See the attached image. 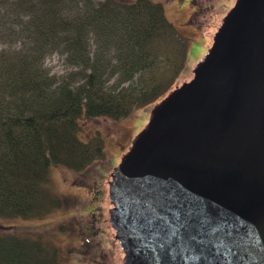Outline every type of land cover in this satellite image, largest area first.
I'll use <instances>...</instances> for the list:
<instances>
[{"label":"water","instance_id":"95a60500","mask_svg":"<svg viewBox=\"0 0 264 264\" xmlns=\"http://www.w3.org/2000/svg\"><path fill=\"white\" fill-rule=\"evenodd\" d=\"M125 264H264V0H237L109 183Z\"/></svg>","mask_w":264,"mask_h":264},{"label":"trees","instance_id":"16d2710c","mask_svg":"<svg viewBox=\"0 0 264 264\" xmlns=\"http://www.w3.org/2000/svg\"><path fill=\"white\" fill-rule=\"evenodd\" d=\"M77 1L80 12L76 0H0V38L21 42L0 51V218L41 219L60 208L51 168L81 173L108 160L102 134L85 138L81 121H118L157 104L186 69L188 42L161 3ZM52 52L77 71L51 76ZM0 264L61 261L52 244L5 229Z\"/></svg>","mask_w":264,"mask_h":264},{"label":"rangeland","instance_id":"374dc122","mask_svg":"<svg viewBox=\"0 0 264 264\" xmlns=\"http://www.w3.org/2000/svg\"><path fill=\"white\" fill-rule=\"evenodd\" d=\"M152 1L163 5L168 20L188 42L187 66L174 88L176 89L194 78L196 66L211 49L215 34L237 0ZM97 3L94 0L95 6ZM74 5L76 12L84 8V4L77 0ZM19 17L20 14L14 24ZM11 25L12 23L10 28ZM14 29L17 30L16 27ZM93 39L92 35L91 43ZM13 42L12 37L0 38V51L10 46L21 47L20 41L17 44ZM44 66L51 76L59 80L77 71L67 64L66 55L60 52L50 53ZM155 105L138 109L118 121L106 118L83 119L82 135L87 138L100 132L105 139L108 160L81 173L51 168L52 188L62 200V206L41 219L0 218V230L32 235L35 239L52 244L59 250L61 264H125V254L111 225L113 205L109 196V183L135 137L148 125Z\"/></svg>","mask_w":264,"mask_h":264},{"label":"bare ground","instance_id":"6f19581e","mask_svg":"<svg viewBox=\"0 0 264 264\" xmlns=\"http://www.w3.org/2000/svg\"><path fill=\"white\" fill-rule=\"evenodd\" d=\"M119 242V241H118ZM122 249V248H121Z\"/></svg>","mask_w":264,"mask_h":264}]
</instances>
